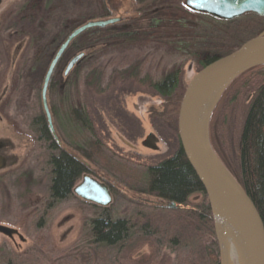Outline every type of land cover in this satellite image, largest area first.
Returning <instances> with one entry per match:
<instances>
[{
    "label": "rangeland",
    "instance_id": "374dc122",
    "mask_svg": "<svg viewBox=\"0 0 264 264\" xmlns=\"http://www.w3.org/2000/svg\"><path fill=\"white\" fill-rule=\"evenodd\" d=\"M185 3L186 0H0V182L8 187L7 197L0 191V224L17 230L13 236L0 233V256H5L0 264H81L80 256L93 252L87 236L90 220L104 208L83 200L74 192L65 200L56 203L50 200V150L44 141L38 140L30 125L35 112L36 89L42 90L50 65L51 55L45 52V44L61 33L64 21L74 25L123 16L126 18L124 22L91 29L75 40L81 49H86L88 57L77 67V72L71 71L73 81L78 72L92 64L105 67L108 77L115 69L142 61L141 76H150L153 81L181 70L184 94L191 77L201 68L199 61L202 57L234 52L264 31V17L259 15L249 13L224 20L188 11ZM75 28L67 29L62 42ZM29 46L36 48L37 56L24 57ZM74 53L73 49L66 52L57 78ZM240 89L239 85L233 87L231 93H237V102L232 105L224 102L217 114H213L210 125L212 145L228 158L233 157L238 149L244 106L252 100L248 102L253 91ZM126 92L120 91L101 102H93V108L99 115L101 111L107 116L105 118L114 119V114H122L119 99ZM125 97L126 106L142 121L144 131L139 140L142 144L147 135L157 134L156 128H159L157 121L156 127L151 122V105L164 109V104L151 90ZM48 99L50 108L55 107L53 121L60 141L55 139L61 149L82 159L83 153L75 150V142H86L85 146H89L92 154L94 149L91 143H87L90 139L87 130H82L83 136L80 133L70 136L63 129V124L70 133L77 129L78 115L67 114L69 101L64 102L66 114H63L62 98L57 95L50 98L48 94ZM99 127L104 153L95 151L92 173L83 174L77 184L85 175L104 178L113 186L112 203L107 207L112 216L133 221L139 219L141 225L151 231L143 236L137 233L136 227L131 232L133 237L128 242L129 247L127 244L117 250L108 249L107 253L101 254L105 257L103 261L92 264H133L132 260L150 256L156 249L160 250L161 256L171 258L173 263L185 258L186 241L183 245L180 241L186 237L185 221L172 215V208L166 207V202L158 201L146 191L149 181L147 164L158 162L174 152L175 146L171 144L167 129L159 128L165 142L157 143V152L151 146L141 145L154 157L134 156L131 160L132 154L129 156L123 151L129 158L126 159L110 147L112 143ZM126 135L134 136L132 133ZM82 137L86 139L80 140ZM19 178L22 183L17 182ZM202 198V194H195L190 200L196 203ZM147 199L155 200L158 206ZM138 237L141 241H136Z\"/></svg>",
    "mask_w": 264,
    "mask_h": 264
},
{
    "label": "trees",
    "instance_id": "16d2710c",
    "mask_svg": "<svg viewBox=\"0 0 264 264\" xmlns=\"http://www.w3.org/2000/svg\"><path fill=\"white\" fill-rule=\"evenodd\" d=\"M63 24L61 33L53 36L44 46L45 52L51 55L50 62L53 59L54 52L66 37L67 29L81 25L76 23L71 25L68 20L64 21ZM72 49L77 54L80 52L85 53L84 58L72 71L77 72V67L88 55L86 49H81V46H78L76 42L68 52ZM35 50V47L29 46L24 57L28 55V58L33 57V55L37 56ZM218 57L217 55L206 54L202 57L203 62L200 64V69ZM141 63L142 61H137L122 69H115L108 77L106 68L96 63L83 72H78L74 81L70 77L72 72L63 83L56 82L55 79L52 81L48 92L49 97L57 95L62 98L60 101H62L63 114H66L64 102L69 101L67 114L71 112V114H77L79 118L76 122L77 129L75 131L68 132L65 124H63V129L70 136L74 133H80L83 136L82 130H87L90 133V139L87 143L88 145L91 143L92 149H94L91 155H88L89 146H85L86 142H75V150L83 153L82 159L72 152L61 149L58 145L43 107L42 90L41 88L40 90L39 88L36 89V106L30 119V125L37 134L38 140L44 141L50 150L48 163L51 168L50 200L52 203L65 200L73 194V189L78 180L83 174L89 172L86 157L91 158L93 162L95 151L101 154L104 153L98 130L94 126L95 123L90 126V120L96 122L99 117V114L93 108V102H101L108 96L120 91L133 90L137 93H146V90H151L168 100L171 117L178 118L177 112H179L178 109L183 97L182 71L174 70L168 73L165 79L153 81L150 76H141ZM261 69H264V66L253 68L238 77L231 84L214 112L215 116L224 102L229 105L237 102V93H231L236 85H239L246 92L253 91L255 93L251 102L246 107L244 106L245 112L237 151L233 157L229 156L228 158L213 147L254 201L264 221V70ZM59 72L60 69L57 70L55 78ZM60 88L63 90L61 91ZM54 109L55 107L51 106L53 116ZM80 113L85 115H79ZM169 113L164 114V116L167 115L168 117ZM211 127L214 128V126ZM84 139L86 137H82L80 140L84 141ZM148 177L147 193L154 194L168 203L176 202L178 204V207L172 208L170 211H172V215L185 221L184 225L187 228V233L185 239L180 241L182 245L186 241L184 244L187 247L186 256L173 263L171 258L161 256L160 250L156 249L150 256H142L135 260L130 259L131 256L127 258L132 260L133 264H220L219 244L215 235L214 220L208 197L181 147L171 156L151 166ZM17 182L22 183V180L19 178ZM0 191L4 193L5 197L8 196V187L1 182ZM195 194H202V200L193 203L190 198ZM8 203L10 206L9 200ZM136 227L137 233H141L140 235L143 236L151 231L149 227L141 225V220L135 221L134 219L133 221L126 217L115 218L107 207H104L97 216L90 220V229L87 236L93 252L80 256V263L92 264L100 262L98 260L103 261L105 257L101 254L107 253L106 250H117L127 246L129 240L133 237L131 232ZM136 241H141L140 237ZM180 241L175 240V243L179 244ZM4 257L0 256V263L4 262ZM110 262H113V260Z\"/></svg>",
    "mask_w": 264,
    "mask_h": 264
},
{
    "label": "water",
    "instance_id": "95a60500",
    "mask_svg": "<svg viewBox=\"0 0 264 264\" xmlns=\"http://www.w3.org/2000/svg\"><path fill=\"white\" fill-rule=\"evenodd\" d=\"M194 12L219 19L233 20L253 13L264 17V0H186ZM121 17L89 20L76 27L62 42L48 67L42 102L54 137L53 115L48 92L55 69L75 40L95 28H105L121 21ZM75 55L67 65L69 75L84 58ZM264 66V31L246 41L238 50L219 56L197 71L184 91L177 118L181 149L201 182L211 206L215 235L219 244L220 264H264V221L242 184L216 153L210 139V125L215 109L229 86L245 72ZM253 97L249 96L248 102ZM159 142L156 132L143 141ZM73 192L85 201L108 207L112 203L109 186L91 175H85ZM168 208L176 202H166ZM17 230L0 224V233L8 236Z\"/></svg>",
    "mask_w": 264,
    "mask_h": 264
},
{
    "label": "flooded vegetation",
    "instance_id": "af4514ba",
    "mask_svg": "<svg viewBox=\"0 0 264 264\" xmlns=\"http://www.w3.org/2000/svg\"><path fill=\"white\" fill-rule=\"evenodd\" d=\"M189 10L192 11L191 9H189ZM192 12H194V11H192ZM112 17H121L122 18V20L117 22L116 24H120L121 22H124L126 20V18L123 17V16H109L108 18H112ZM73 44H74V42L70 45L69 49L71 48V46ZM65 55H66V53H65ZM65 55L62 57V59L60 60L58 66H57V68L55 69V72L53 74V78L51 80V83H52V81H54V79H55L56 82L63 83L69 77L70 73H69V75H65V70H66L67 65L70 62V60L75 55H77V52H75L74 55L72 56V58H70V60L68 61L65 70L61 72L60 78H57V77L55 78L56 72H57L58 69H60L61 64H62V62H63V60L65 58ZM54 56H55V54L53 55V58H54ZM202 62H203V59H201L199 61V64H202ZM165 77H163V79H165ZM163 79H161V80H163ZM51 83H50V85H51ZM49 89H50V87H49ZM116 94H118V93H114L112 95H116ZM137 94H138L137 92L132 90V91L126 92V94L120 95V99H119L120 106L119 107H121L120 111L122 112V114L124 116L120 117L122 114L121 115L114 114L113 115L115 117L114 119H108V118H105L107 116H105V114L103 112L99 111L100 114H101V115H99V120H96V122H92V120H90V122H91L90 126L93 125L94 123H95L94 126L96 128L99 127V125H101V128L100 127L99 128L104 132V134L106 135V138H108V142L112 143V145H110L111 148H115L117 153H119L120 156H122L123 158H126V155L124 154V152H127V155H129V156H130V154H132V159L131 160H133V158H135L134 156L140 157V158H145V159L154 157L153 155H151V152H149L150 151L149 149L148 150L144 149L143 147H141V145L142 146L143 145L151 146L150 148H152V150H156V152L158 151L157 150L158 149L157 148L158 145L155 144V143L147 141V142H144V144H140V142H139V140L142 137L141 136V134H142L141 132L143 130L142 129L143 128V124H142V121L139 119L138 115L134 111L130 110L129 106H126L127 98L125 97V95H127V97H131V96H135ZM252 94L254 96L255 93L253 92ZM156 95L161 97L162 104H164V109H161V107H159V106L156 107V105L152 104L151 105V109H150L151 122H152L154 127H156L155 123L157 121V125H158L159 128L167 129L169 137H170L169 139L171 141V144H173L175 146V149H174V152H173V153H175V151H177V149H179V147H181L179 134H178V127H177V118L171 117V114L169 113L170 109H168V105L170 106V103H167L168 100L166 98H164L162 95L154 92V96H156ZM166 113H169L168 117H167V115L164 116V114H166ZM159 128H156L159 142H165V139L163 138L162 133L159 131ZM128 133H132L134 136L130 138L129 135H126ZM124 137H126V140H125ZM104 142H105V140H104ZM88 151H89L88 155H91L90 151H92V150L90 149ZM173 153H170V155L166 156L165 158L171 156ZM165 158L159 160L158 162H153L151 164H147V166H146L147 173H149V169H150L151 166L161 162ZM126 159H129V158H126ZM91 163H92L91 158L86 157V164L89 167V172H87V173H90V174L92 173V170H91V165L92 164ZM98 180L106 183L109 186L111 193L113 192V186L108 181H105L104 178L103 179L101 178V179H98ZM151 195L156 197V199L158 201H160V202H163V203L166 202V201H163L162 199H160L159 197H157L154 194H151ZM147 201L152 202V205H154V206H158L155 200L147 199ZM177 207H178V204H177Z\"/></svg>",
    "mask_w": 264,
    "mask_h": 264
}]
</instances>
